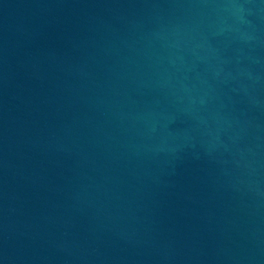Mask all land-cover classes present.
<instances>
[{
    "label": "water",
    "instance_id": "water-1",
    "mask_svg": "<svg viewBox=\"0 0 264 264\" xmlns=\"http://www.w3.org/2000/svg\"><path fill=\"white\" fill-rule=\"evenodd\" d=\"M0 264H264V0H0Z\"/></svg>",
    "mask_w": 264,
    "mask_h": 264
}]
</instances>
